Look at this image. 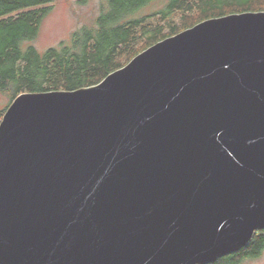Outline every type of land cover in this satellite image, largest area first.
<instances>
[{"label": "water", "instance_id": "water-1", "mask_svg": "<svg viewBox=\"0 0 264 264\" xmlns=\"http://www.w3.org/2000/svg\"><path fill=\"white\" fill-rule=\"evenodd\" d=\"M264 229V12L203 21L0 123V264H210Z\"/></svg>", "mask_w": 264, "mask_h": 264}, {"label": "trees", "instance_id": "trees-1", "mask_svg": "<svg viewBox=\"0 0 264 264\" xmlns=\"http://www.w3.org/2000/svg\"><path fill=\"white\" fill-rule=\"evenodd\" d=\"M55 1L0 0V92L10 98L9 106L23 93L95 86L144 50L203 21L264 12V0H170L161 12L137 19L131 15L155 0H107L97 26H84L70 42L41 52L30 43ZM158 15L166 24L154 27ZM8 107L0 111V123ZM263 254L264 229L249 245L210 264H242Z\"/></svg>", "mask_w": 264, "mask_h": 264}, {"label": "rangeland", "instance_id": "rangeland-1", "mask_svg": "<svg viewBox=\"0 0 264 264\" xmlns=\"http://www.w3.org/2000/svg\"><path fill=\"white\" fill-rule=\"evenodd\" d=\"M56 0L53 10L45 19L39 37L30 43L39 51L44 52L51 47H60L62 43L70 42L73 34L84 26H97L96 20L104 12L107 0ZM170 0H155L141 8L133 18H143L166 9ZM179 21V17L175 18ZM154 27L165 25L166 22L158 15L152 22ZM10 98L0 92V111L9 106ZM242 264H264V254L255 260H246Z\"/></svg>", "mask_w": 264, "mask_h": 264}]
</instances>
